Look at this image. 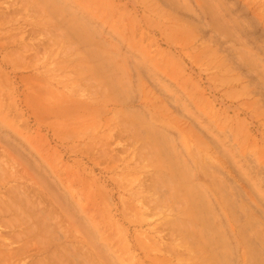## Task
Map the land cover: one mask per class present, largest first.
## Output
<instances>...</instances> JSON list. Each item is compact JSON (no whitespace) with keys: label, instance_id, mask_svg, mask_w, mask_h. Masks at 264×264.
<instances>
[{"label":"rangeland","instance_id":"374dc122","mask_svg":"<svg viewBox=\"0 0 264 264\" xmlns=\"http://www.w3.org/2000/svg\"><path fill=\"white\" fill-rule=\"evenodd\" d=\"M0 264H264V0H0Z\"/></svg>","mask_w":264,"mask_h":264}]
</instances>
